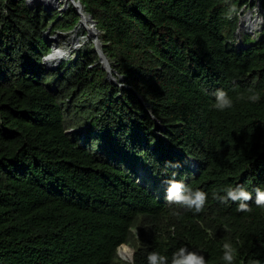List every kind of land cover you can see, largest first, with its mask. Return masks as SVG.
<instances>
[{
  "label": "trees",
  "instance_id": "obj_1",
  "mask_svg": "<svg viewBox=\"0 0 264 264\" xmlns=\"http://www.w3.org/2000/svg\"><path fill=\"white\" fill-rule=\"evenodd\" d=\"M78 1L122 86L86 51L90 21L75 60L42 64L44 32L72 30L74 9L0 0V264H128L116 260L128 244L132 264L151 252L172 264L181 247L226 264L225 243L234 264H264V27L233 42L248 0ZM217 89L230 109L212 107ZM170 181L206 193L203 210L168 201ZM238 185L248 213L222 203Z\"/></svg>",
  "mask_w": 264,
  "mask_h": 264
},
{
  "label": "clouds",
  "instance_id": "obj_2",
  "mask_svg": "<svg viewBox=\"0 0 264 264\" xmlns=\"http://www.w3.org/2000/svg\"><path fill=\"white\" fill-rule=\"evenodd\" d=\"M72 9H74V8L72 7ZM84 10H85V8H84ZM76 13L79 15V13L77 11H76ZM87 14H89V13H87ZM79 19H80V15H79ZM77 23H76V25H77ZM75 26H74V28H75ZM94 27H95V29H97L96 28V23H95ZM72 30H69V31L54 30L53 32L49 31L48 39L50 37H53L55 34L59 33V31H61V32H70ZM98 34L101 35V32L99 31ZM47 42H48V40H47ZM99 42L101 43V46H100V50L101 51L100 52H101V54H103V52H102V41L100 40V36H99V41L97 40V43L95 42V44H94L95 48H96V45L99 47ZM49 47H50V44H49ZM50 50H51V48H50ZM94 52L98 53L97 49H95ZM48 54L49 53H47V54L42 56V64L44 62V58ZM98 55H99V53H98ZM75 59H73V60H75ZM107 61H108V59H107ZM108 63H109V61H108ZM95 65H100V67L105 69V66L102 65L101 63H99V56H98V62L95 63ZM109 66H110V64H109ZM105 70L107 71V69H105ZM107 75H108V71H107ZM110 76L116 78L115 84H117V85L121 84V86H122V82L123 81H120V82L118 81V78L121 77V76H118L114 72V70L111 72ZM214 96H215V100H214L213 105H212V107L214 109L222 112V111H224L226 109H230L232 107V100L228 96L227 92L224 91L223 89H217L216 92L214 93ZM249 99H250L251 102H256V101L259 100V96L252 95V96L249 97ZM156 131H158V130H156ZM189 161H190V168L195 170V167H196L195 162L192 161V160H189ZM137 173H138L137 180L139 182L145 183V181L147 179H149V174L144 170V168L138 167L137 168ZM231 189L232 190H230L228 192V195L226 197L222 198V203L226 202L228 200L241 201L237 205V211L242 212V213H248L250 211V209H249V206H248L247 202L251 199V195L252 194L249 193L247 190H245L243 186H239V185L237 187L231 188ZM254 194L256 196V199L254 201L255 206L257 208L264 209V191L256 189ZM166 199L168 201L175 202L178 205H182L184 203H187L189 205V207L194 205L195 206V211L196 212H201L203 210L204 205H205L206 193H204L203 191L197 190V191H195L194 197H190L187 194V190L184 189V186H183V184L181 182L170 181L169 182V186L167 188ZM133 232L135 233V230ZM223 248H224L223 260L226 262V264H234L235 254H234V251H233L231 245L229 243H225L223 245ZM127 253H129V254H127ZM184 253H185V248L184 247H181L178 250L177 253H174L173 256H172V264H206V260H205V257L203 255H197L194 252H189L187 255H185ZM116 255H117L116 260L119 261V262L128 263V264H132L133 263V249L131 248V246L129 244L128 245L119 246L117 248V250H116ZM166 261H167V258L165 256H162V255H160V254H158L156 252H151L147 256V264H166Z\"/></svg>",
  "mask_w": 264,
  "mask_h": 264
},
{
  "label": "rangeland",
  "instance_id": "obj_3",
  "mask_svg": "<svg viewBox=\"0 0 264 264\" xmlns=\"http://www.w3.org/2000/svg\"><path fill=\"white\" fill-rule=\"evenodd\" d=\"M34 1H37V4ZM27 3L29 5V7L31 9H33V10H38V9L40 10V8H42L43 10L48 9L49 12H57L60 15V17H62L66 12H68L72 8V7H69L67 5V3H68L67 0H27ZM250 11H252L253 13H256L257 12L258 14H260L259 15L260 17H261V14H262L263 15L262 16V23L259 24V27L255 30V32L252 31L251 29H248L247 28L246 30H243L242 31L243 33L241 35L238 36L237 35V31H238V29L241 28L240 26H242V28L244 29V27L246 25V22H244L243 24H241L242 18L244 16H247L248 13H250ZM81 16L82 15H80V19H81ZM235 16L237 17V21H238V28H237V31L235 32L233 42H234L235 48L238 51H240V50H242V49H244V48L247 47V45L245 44V40L247 39V37H250L252 39L257 38L259 36L261 30L264 27V0H248V2L245 4V6L242 7L240 9V11ZM82 25L86 26V28H87V23L85 21L81 23V21L79 20V23L77 25V28L79 29ZM78 29H77V31H78ZM48 34H49V30H47V31L44 32V35H45L46 39H48V37H49ZM58 34H60L61 37H62L63 35H66V34H72V32L67 33V32H61V31H59V33L55 34L54 36H57ZM90 36H91V34H90ZM92 39L94 40V38H92ZM98 39H99V37H98ZM89 45L90 46L87 48L86 51L93 50V52H94L95 49H96L95 48V45L93 43H91ZM73 47H75L76 49H74ZM50 48H51V45H50ZM67 48H70L71 51L68 52V50H66L65 53L63 54V56H61V57L67 56L68 58H72L74 56L75 51H77V48H78L77 45H76V40H74V43H72L71 45H69V47H67ZM50 51L51 50L47 49L46 53H49ZM84 51L85 50H82L81 52H84ZM97 55H98V53H97ZM97 55H93L92 56L93 59H96L95 60L96 63L98 62V56H99V55L98 56ZM51 56L53 57V59H57L59 57L58 55H55L54 53H52ZM78 56H79V54L77 56H75V58H77ZM156 134H159V131H156Z\"/></svg>",
  "mask_w": 264,
  "mask_h": 264
},
{
  "label": "bare ground",
  "instance_id": "obj_4",
  "mask_svg": "<svg viewBox=\"0 0 264 264\" xmlns=\"http://www.w3.org/2000/svg\"><path fill=\"white\" fill-rule=\"evenodd\" d=\"M36 4H37V1H34ZM32 5V4H31ZM259 7V6H258ZM83 9V8H82ZM84 10V9H83ZM84 12H85V10H84ZM79 13H80V11H79ZM85 14H86V12H85ZM87 15V14H86ZM260 14H258L257 12L256 13H253L252 11H250V13H248V15L247 16H244L243 18H242V21H241V24H243L244 22H246V25H245V27H244V29L242 28V26H240L241 28L240 29H238V31H237V35L239 36V35H241L243 32V30H246L247 28L248 29H251L252 31H254L255 32V30L259 27V24L260 23H262V14H261V17L259 16ZM80 21H81V23L82 22H88V21H90L91 22V20L89 19V17L87 16V18L86 17H81V19H79ZM78 23H79V21H78ZM78 23H77V25H78ZM240 24V25H241ZM77 25L75 26V28L72 30V31H70V32H72V34H66V35H63L62 37H61V35L60 34H58L57 36H53V37H50L49 38V41H50V45H51V51L49 52V54L44 58L45 59V66H46V68L47 69H49V70H51V71H54V70H56V69H58L59 67H61V65L63 64V63H67V61H72L73 59H75V56H76V51H75V53H74V56L72 57V58H68L67 56H64V57H61V56H63V54L65 53V51L66 50H68V52L69 51H71V49L70 48H67V47H69V45H71L72 43H74V40H75V34H76V32H77ZM91 26H92V28L94 29V26L92 25V23H91ZM77 28V29H76ZM70 32H67V33H70ZM93 32H95V29H94V31ZM96 33V32H95ZM91 34V36H90V34H89V36L90 37H92V38H94V40L92 41V43L93 42H96L97 43V39H98V37L100 36V34ZM249 33V32H248ZM98 36V37H97ZM244 36V35H243ZM237 37V36H236ZM48 40V39H47ZM98 41H99V39H98ZM77 47H78V45H77ZM74 49H76L75 47H73ZM78 49V48H77ZM52 53H54L55 55H58L59 57L57 58V59H53V57L51 56L52 55ZM69 55V54H68ZM53 60V61H52ZM103 60V59H102ZM69 61V62H70ZM104 61V60H103ZM101 62V64H103V65H107L106 64V61H104V62ZM108 62V61H107ZM43 64H44V62H43ZM64 65V64H63ZM127 254H129V253H127Z\"/></svg>",
  "mask_w": 264,
  "mask_h": 264
},
{
  "label": "water",
  "instance_id": "obj_5",
  "mask_svg": "<svg viewBox=\"0 0 264 264\" xmlns=\"http://www.w3.org/2000/svg\"><path fill=\"white\" fill-rule=\"evenodd\" d=\"M71 3H72V7L79 13L80 11V8H83L84 9V6L80 3V1L78 0H71ZM86 12V11H85ZM87 14V13H86ZM80 15V14H79ZM87 16L89 17V19L91 20V23L93 24V26L95 25V21L93 20L92 16L90 14H87ZM100 46H101V43L99 42V47L96 45V49L99 53V63H101L103 60L106 61V66H105V69H107L108 71V75H107V79L108 80H111L113 82L116 81V78L115 77H111L110 74L111 72L113 71V69L109 66V63L107 62V58L105 55L101 54V50H100ZM103 59V60H102ZM104 67V66H103ZM123 79L121 77L118 78V81H122ZM121 86V84H118ZM160 129V126H159V123L156 122L155 123V130H159Z\"/></svg>",
  "mask_w": 264,
  "mask_h": 264
},
{
  "label": "built area",
  "instance_id": "obj_6",
  "mask_svg": "<svg viewBox=\"0 0 264 264\" xmlns=\"http://www.w3.org/2000/svg\"><path fill=\"white\" fill-rule=\"evenodd\" d=\"M95 29V27H94ZM95 32L98 34L99 33V30L98 29H95ZM93 44H95V42H93Z\"/></svg>",
  "mask_w": 264,
  "mask_h": 264
}]
</instances>
